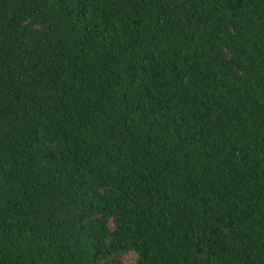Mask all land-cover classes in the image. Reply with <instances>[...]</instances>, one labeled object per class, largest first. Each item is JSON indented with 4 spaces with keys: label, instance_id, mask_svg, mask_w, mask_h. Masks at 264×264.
Segmentation results:
<instances>
[{
    "label": "trees",
    "instance_id": "16d2710c",
    "mask_svg": "<svg viewBox=\"0 0 264 264\" xmlns=\"http://www.w3.org/2000/svg\"><path fill=\"white\" fill-rule=\"evenodd\" d=\"M264 264V0H0V264Z\"/></svg>",
    "mask_w": 264,
    "mask_h": 264
},
{
    "label": "rangeland",
    "instance_id": "374dc122",
    "mask_svg": "<svg viewBox=\"0 0 264 264\" xmlns=\"http://www.w3.org/2000/svg\"><path fill=\"white\" fill-rule=\"evenodd\" d=\"M137 256L135 254H131L127 256L124 260L125 264H134L136 262Z\"/></svg>",
    "mask_w": 264,
    "mask_h": 264
}]
</instances>
